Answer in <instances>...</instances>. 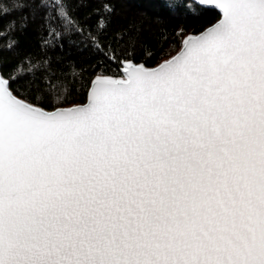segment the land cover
<instances>
[{
  "label": "snow or ice",
  "instance_id": "6c2138e0",
  "mask_svg": "<svg viewBox=\"0 0 264 264\" xmlns=\"http://www.w3.org/2000/svg\"><path fill=\"white\" fill-rule=\"evenodd\" d=\"M205 2L216 24L83 104L21 99L67 102L43 62L0 72V264H264V0Z\"/></svg>",
  "mask_w": 264,
  "mask_h": 264
},
{
  "label": "trees",
  "instance_id": "16d2710c",
  "mask_svg": "<svg viewBox=\"0 0 264 264\" xmlns=\"http://www.w3.org/2000/svg\"><path fill=\"white\" fill-rule=\"evenodd\" d=\"M38 2L42 0H0V69L7 76L18 66L43 62L33 69L36 75L46 67L57 78L74 79L66 103L37 93L21 96L47 109L86 101L92 80L122 76L126 61L158 64L180 48L187 34L200 32L220 16L216 8L195 0H67L74 28L62 20L49 28L53 14L42 13Z\"/></svg>",
  "mask_w": 264,
  "mask_h": 264
},
{
  "label": "water",
  "instance_id": "95a60500",
  "mask_svg": "<svg viewBox=\"0 0 264 264\" xmlns=\"http://www.w3.org/2000/svg\"><path fill=\"white\" fill-rule=\"evenodd\" d=\"M196 2H198V3H200V4H202V5H204V6H208V7H213V8H216L218 11H219V13H220V16H219V18L215 21V22H213V23H211V24H209L208 26H206L204 29H202L200 32H198V33H195V34H187L185 37H184V39H183V41H182V44H181V46H180V48L175 52V53H173L172 55H170L168 58H166V59H163L162 61H160L158 64H156V65H154V66H147V65H145V64H143V63H140V62H133L134 64H137V65H140V64H142L145 68H148V69H153V68H156L158 65H160L161 63H163L164 61H167V60H169V59H171L173 56H175V55H177L181 50H182V48H183V46H184V41L187 39V38H189V37H195V36H199L201 33H203L206 29H208V28H210L211 26H213L214 24H216L220 19H221V12H220V9H218L216 6H215V4H213V3H207V2H205V0H195ZM126 66V65H125ZM124 66V67H125ZM0 72H1V69H0ZM123 74H124V68H123ZM103 76H105V75H103ZM97 77V76H96ZM106 77H111V78H121L122 76H119V77H115V76H106ZM94 80V79H93ZM92 80V81H93ZM91 86V85H90ZM21 99H24V98H22L21 97ZM87 99V98H86ZM86 101H84V102H81V103H75V104H83V103H85ZM32 103V102H31ZM72 105V104H71ZM37 106H40V105H37ZM67 106H70V105H67ZM67 106H60V107H67ZM40 107H42V106H40ZM47 109V108H46ZM47 110H49V111H51L52 109H47Z\"/></svg>",
  "mask_w": 264,
  "mask_h": 264
},
{
  "label": "rangeland",
  "instance_id": "374dc122",
  "mask_svg": "<svg viewBox=\"0 0 264 264\" xmlns=\"http://www.w3.org/2000/svg\"><path fill=\"white\" fill-rule=\"evenodd\" d=\"M166 58H168V57H166ZM166 58H164V59H166ZM124 76V74L122 75V77Z\"/></svg>",
  "mask_w": 264,
  "mask_h": 264
}]
</instances>
